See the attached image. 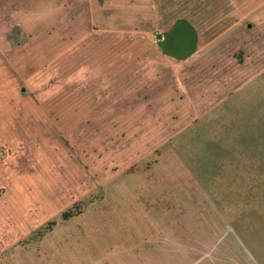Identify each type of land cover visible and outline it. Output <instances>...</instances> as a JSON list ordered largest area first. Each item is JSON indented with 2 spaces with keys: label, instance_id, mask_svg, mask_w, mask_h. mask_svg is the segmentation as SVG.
<instances>
[{
  "label": "rangeland",
  "instance_id": "374dc122",
  "mask_svg": "<svg viewBox=\"0 0 264 264\" xmlns=\"http://www.w3.org/2000/svg\"><path fill=\"white\" fill-rule=\"evenodd\" d=\"M0 264H264V0H0Z\"/></svg>",
  "mask_w": 264,
  "mask_h": 264
},
{
  "label": "water",
  "instance_id": "95a60500",
  "mask_svg": "<svg viewBox=\"0 0 264 264\" xmlns=\"http://www.w3.org/2000/svg\"><path fill=\"white\" fill-rule=\"evenodd\" d=\"M160 48L165 54L176 59H188L194 55L198 34L195 27L186 19H179L164 35L158 34Z\"/></svg>",
  "mask_w": 264,
  "mask_h": 264
},
{
  "label": "crops",
  "instance_id": "0c3cea01",
  "mask_svg": "<svg viewBox=\"0 0 264 264\" xmlns=\"http://www.w3.org/2000/svg\"><path fill=\"white\" fill-rule=\"evenodd\" d=\"M243 7H244V5H242ZM242 11H243V8H242ZM243 16H245L244 14H243ZM172 57V56H171Z\"/></svg>",
  "mask_w": 264,
  "mask_h": 264
}]
</instances>
